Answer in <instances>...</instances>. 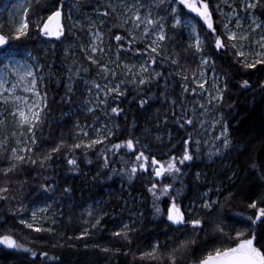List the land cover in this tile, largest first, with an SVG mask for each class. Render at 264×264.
<instances>
[{
  "label": "snow or ice",
  "instance_id": "1",
  "mask_svg": "<svg viewBox=\"0 0 264 264\" xmlns=\"http://www.w3.org/2000/svg\"><path fill=\"white\" fill-rule=\"evenodd\" d=\"M88 7L90 13L81 0H72L70 6L68 0H19L7 33L0 22V202L8 205V213L0 215V250L20 254L21 264H63L52 250L75 247L67 241H86L106 230L109 213L105 203L97 201L83 210L79 235L58 232L54 197L59 191L61 198L70 200L74 188L67 183L60 187L55 176H43L25 195L28 181L11 179L31 175L23 171L25 166L41 174L55 172L60 165H53L61 154L68 171L79 173L80 164H92L89 156L94 154L99 169L91 183L118 176L131 184L146 176L153 219L164 224V239L157 236L147 248H131L137 219L144 215L133 207L129 221L121 220L111 232L127 247L94 243L92 249L130 256L129 264H264V135L237 138L221 111L232 69L233 75L247 77L233 86L250 90L254 98L258 93L264 101V0H92ZM33 32L45 44L51 38L73 39L64 50L70 63L61 67L62 76L57 78L65 90L59 103L71 105L78 86L83 87L79 109L86 122H73L54 146L49 145L57 127L52 109L57 101L49 99L46 84L56 77L53 65L31 51L22 56L12 44ZM78 32L88 36L79 45L82 61L72 58ZM185 34L187 43H182ZM43 51L46 55L48 49ZM217 61L227 63L228 70L218 71ZM126 100L128 108L123 106ZM153 102L160 107L149 113ZM131 105L146 124L155 120L151 127L139 129V135L137 114L128 122ZM232 107L228 105V110ZM260 121L264 131V111ZM170 127L175 129L167 132L171 146L158 155L152 143L162 144L163 136L157 133ZM176 136L180 139L171 143ZM253 141L259 142L261 151L231 168L239 156L256 151ZM205 157L206 166L219 161L220 168L210 181L202 171L195 172L198 187L188 198L189 173L183 169ZM241 179L245 183L238 185ZM128 204L125 200L124 207ZM18 226L27 234L21 236Z\"/></svg>",
  "mask_w": 264,
  "mask_h": 264
},
{
  "label": "trees",
  "instance_id": "2",
  "mask_svg": "<svg viewBox=\"0 0 264 264\" xmlns=\"http://www.w3.org/2000/svg\"><path fill=\"white\" fill-rule=\"evenodd\" d=\"M6 0H0V7L4 5ZM69 6L72 3V0H68ZM85 5L84 11L87 13L91 12V8L88 5L92 0H81ZM10 3V2H9ZM215 3V0H213ZM5 19V15L2 14V20ZM4 24V23H3ZM5 26V33L8 32V27ZM105 39V46L108 44L107 32ZM171 34V33H170ZM201 35H204L203 29L201 30ZM75 44L73 46V52L75 56L72 57L77 60L82 61V56L79 52V45L81 42H87L88 36L86 33L78 32ZM182 43H187V35L181 38ZM13 46L19 48L20 52L22 50L31 51L33 55L40 57L41 62L47 61L53 65L52 71L56 73V77L52 80H46L47 91L49 99L53 97L57 101L52 105L53 109V121L57 124V127L54 128V139L53 143L49 146H54L55 142L59 139L60 133L63 132L67 134L72 129V124L77 119L83 124L86 122V116L82 109H79V105L83 99L81 92L83 91L82 85L78 86L76 94L72 97V104H60V97L64 95V87L62 84L57 83V78L62 76L60 71L61 67L70 63L69 60H65V47L73 44V39L70 37L62 41H57L55 38H51V42L45 44L42 42L41 38L36 36V33L33 32L32 37L22 38L21 41L12 42ZM47 48L48 52L45 55L44 49ZM39 49V50H38ZM218 71L224 72L227 69V63L224 65L220 64V61H217ZM195 67V64L192 65ZM157 70L167 71L166 68H159ZM234 69L229 70V76L232 81L229 87V91L225 97V104L221 111L224 113L225 118L228 119L231 123V131L236 133L237 138H250L252 136H262L264 131L261 129L260 115L264 111V101L261 100L259 94L253 97L252 92L242 91L238 87L233 86L237 84L239 80L247 78L243 75H233ZM264 78V77H262ZM252 79H256L255 76ZM131 91V87L129 89ZM176 91L179 92V87H176ZM131 99V96L128 98ZM233 105L232 110H228V105ZM125 108L130 107L128 101L126 100L124 105ZM160 107L159 102H153L152 107L148 109L149 113L154 112L156 108ZM132 111L128 114V122H132L133 113H136V106L131 105ZM68 113L67 116L64 114ZM139 117L136 121L137 124V135H139V129L144 128L145 126L151 127L155 123L153 120L150 124H146V120L143 115L136 113ZM235 117V118H233ZM118 122L121 126H124L123 117L118 118ZM87 123H92L91 118H87ZM171 130L175 132L174 128H162L160 133L163 136V143L158 142L152 143V150L158 155L168 151V148L171 146L168 142L167 132ZM47 132V129H45ZM180 139L179 136H176V139L172 140L171 143H176ZM142 142L148 143L149 141L143 140ZM256 151L253 153L245 152L244 155L239 156V163L232 164L231 168L235 169L240 167L245 160L249 158L250 155H256L261 151L260 144L258 141H253ZM242 147V145H241ZM179 149H177V154H179ZM77 156L82 160V153L77 152ZM89 158L93 161L92 164H87L82 162L80 164V172H69L64 161L63 154H61L57 160L54 162V167L56 164H59L60 167L55 171H48L40 173L37 169H29L25 166L23 171H30L31 175L19 174L18 176L14 175L11 177L12 180H27L28 185H25V195L29 191H32L34 188L39 186V183L43 181V176H55L60 187H63L66 183L70 184L74 188V193L70 200L61 198L59 191H57L54 199L56 203L53 205V211L57 213V219L59 221L58 232L64 233L66 236H76L80 232V221L83 217V210L87 207L94 206V202L101 201L105 203L104 211L109 213V216L105 218V231L96 233L91 239L86 241H67L68 244H74L75 247H65L63 249L52 250L56 255L61 256L63 264H129L131 257H124L122 254H105L99 250L91 248L92 244H99L101 246L115 248H126L127 245L119 239H114L111 236V232L115 231L119 222L123 220L124 222L129 221V210L133 207L144 213L142 219H137L136 227L138 232L133 236V242L131 248L135 250L139 245L141 248H147L148 245L158 236L159 239L163 240L164 236L162 235L164 224L153 219V212L151 209V196L146 191L145 179L146 176H140L137 180L129 184L126 179L122 180L120 177H113L112 180H105L103 184L99 182L91 183V177L94 176L99 169V164L97 163V157L94 154H90ZM167 158L166 156L164 157ZM233 159L236 158V154L233 153ZM192 166L190 168H184L183 170L189 173L185 177V181L188 184L186 189V196L191 198L195 193L198 187V183L195 181V172L202 171L206 174L207 180H212L214 173L219 170L220 164L219 161L216 164L208 165L207 158L203 160H197L191 162ZM231 175V171L227 173ZM243 177V173L241 174ZM87 177V180L85 179ZM35 178V179H34ZM203 179V177H202ZM220 180H224V176L219 177ZM167 182V181H166ZM252 182V177H249L247 183ZM236 183L239 185L245 183V181L238 180ZM30 185V186H29ZM179 186V185H177ZM213 186V185H209ZM200 191H204L205 188L200 186ZM119 197V199H117ZM129 201L128 207H124V201ZM135 201V205H133ZM241 202V196H237L235 203L239 205ZM184 203H188V199L184 200ZM75 205H81L80 207ZM71 206V207H70ZM236 210H239L238 208ZM8 213V205L0 202V215H6ZM71 217V219H70ZM10 219V223H11ZM16 231L24 236L27 234L28 230L24 229L23 226H18ZM183 239V237H181ZM64 243V241H61ZM87 243L89 245L88 249H85L84 245ZM7 250H0V264H21L22 256L20 254L7 255Z\"/></svg>",
  "mask_w": 264,
  "mask_h": 264
},
{
  "label": "rangeland",
  "instance_id": "3",
  "mask_svg": "<svg viewBox=\"0 0 264 264\" xmlns=\"http://www.w3.org/2000/svg\"><path fill=\"white\" fill-rule=\"evenodd\" d=\"M10 2V3H9ZM19 3V0H6L3 6L0 7V22H3L8 27V22L11 15L14 12V6ZM2 14L5 15V19L2 20ZM28 51L22 50L20 54L26 56ZM19 58V57H18ZM11 130V128H9Z\"/></svg>",
  "mask_w": 264,
  "mask_h": 264
}]
</instances>
